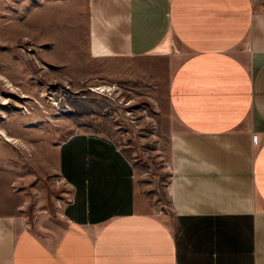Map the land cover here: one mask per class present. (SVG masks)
<instances>
[{
  "label": "crops",
  "instance_id": "0c3cea01",
  "mask_svg": "<svg viewBox=\"0 0 264 264\" xmlns=\"http://www.w3.org/2000/svg\"><path fill=\"white\" fill-rule=\"evenodd\" d=\"M88 24L94 57L164 66L172 218L119 148L72 135L56 217H21L0 156V264H264V0H90Z\"/></svg>",
  "mask_w": 264,
  "mask_h": 264
},
{
  "label": "rangeland",
  "instance_id": "374dc122",
  "mask_svg": "<svg viewBox=\"0 0 264 264\" xmlns=\"http://www.w3.org/2000/svg\"><path fill=\"white\" fill-rule=\"evenodd\" d=\"M89 4L0 0V156L19 177L12 184L22 195L19 214L32 221L48 203L59 216L67 186L57 149L76 135L119 148L135 166L141 202L152 198L156 215L172 218L164 205L172 124L164 66L157 64L155 84L146 58L94 57Z\"/></svg>",
  "mask_w": 264,
  "mask_h": 264
},
{
  "label": "bare ground",
  "instance_id": "6f19581e",
  "mask_svg": "<svg viewBox=\"0 0 264 264\" xmlns=\"http://www.w3.org/2000/svg\"><path fill=\"white\" fill-rule=\"evenodd\" d=\"M102 91H104L103 89H100ZM101 91V92H102ZM1 135L5 138V141L6 142H11L12 140L10 139V137L5 133V132H2Z\"/></svg>",
  "mask_w": 264,
  "mask_h": 264
}]
</instances>
